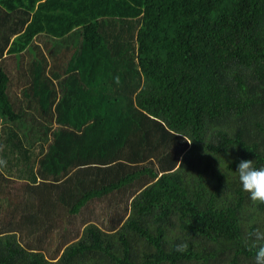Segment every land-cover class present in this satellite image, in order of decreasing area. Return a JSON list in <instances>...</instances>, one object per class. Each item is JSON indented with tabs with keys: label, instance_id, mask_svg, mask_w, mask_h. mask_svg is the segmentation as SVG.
Listing matches in <instances>:
<instances>
[{
	"label": "trees",
	"instance_id": "obj_1",
	"mask_svg": "<svg viewBox=\"0 0 264 264\" xmlns=\"http://www.w3.org/2000/svg\"><path fill=\"white\" fill-rule=\"evenodd\" d=\"M240 159L264 0H0V264H253Z\"/></svg>",
	"mask_w": 264,
	"mask_h": 264
},
{
	"label": "clouds",
	"instance_id": "obj_2",
	"mask_svg": "<svg viewBox=\"0 0 264 264\" xmlns=\"http://www.w3.org/2000/svg\"><path fill=\"white\" fill-rule=\"evenodd\" d=\"M236 178L243 192H246L253 202L264 203V166L257 167L252 159H240L235 168ZM253 250V264H264V230L253 229L246 240ZM187 243L174 245V250L184 252Z\"/></svg>",
	"mask_w": 264,
	"mask_h": 264
},
{
	"label": "rangeland",
	"instance_id": "obj_3",
	"mask_svg": "<svg viewBox=\"0 0 264 264\" xmlns=\"http://www.w3.org/2000/svg\"><path fill=\"white\" fill-rule=\"evenodd\" d=\"M8 62V60H6ZM12 63V64H11ZM5 67L8 68L10 70V75L12 76L13 74H15L16 69L14 68V63L12 60H9V63H4Z\"/></svg>",
	"mask_w": 264,
	"mask_h": 264
}]
</instances>
